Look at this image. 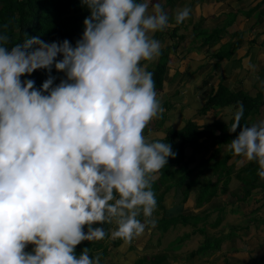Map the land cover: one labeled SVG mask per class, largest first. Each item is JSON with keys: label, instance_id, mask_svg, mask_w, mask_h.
Masks as SVG:
<instances>
[{"label": "clouds", "instance_id": "1", "mask_svg": "<svg viewBox=\"0 0 264 264\" xmlns=\"http://www.w3.org/2000/svg\"><path fill=\"white\" fill-rule=\"evenodd\" d=\"M82 4L90 14L74 45L37 35L9 48L0 31V264H101L76 246L108 236L105 222L124 239L155 223L152 184L176 152L163 134L145 135L161 101L141 62L160 55L153 34L172 21L160 0ZM189 15L181 8L175 23ZM36 69L50 73L39 87L21 79ZM243 115L240 103L228 147L264 178V119L241 124Z\"/></svg>", "mask_w": 264, "mask_h": 264}, {"label": "crops", "instance_id": "2", "mask_svg": "<svg viewBox=\"0 0 264 264\" xmlns=\"http://www.w3.org/2000/svg\"><path fill=\"white\" fill-rule=\"evenodd\" d=\"M160 3L172 23L153 34L161 41L160 55L141 62L152 72L162 56L167 59L158 91L161 111L145 135L165 138L191 126L197 141L172 145L177 163L158 192L162 205L147 218L155 223L124 239L111 237L113 222L104 250L95 254L106 252L101 264H148L156 258L160 264H264V178L247 184L244 174L254 161L234 155L228 144L235 135L223 132L240 103L249 112L241 124L264 119V0ZM185 6L189 17L175 23ZM182 217L194 222L191 228L158 226V220Z\"/></svg>", "mask_w": 264, "mask_h": 264}, {"label": "trees", "instance_id": "3", "mask_svg": "<svg viewBox=\"0 0 264 264\" xmlns=\"http://www.w3.org/2000/svg\"><path fill=\"white\" fill-rule=\"evenodd\" d=\"M89 14L90 10L82 4V0H0V31L8 33L10 37V44L8 45L9 48H11V44L23 42L25 38L37 35H39L44 41L48 42L68 38L74 45L77 39H79L83 33V21ZM166 60V56H162L159 63L156 65V68L152 71L157 93L160 91V83L163 81V69L166 67ZM49 74L50 73L47 69H36L31 74H23L21 79L23 80L26 76L33 78L36 81L35 86L39 87ZM51 74L55 75L57 78L54 83H59L60 79L64 77L63 71L57 70L54 66L52 67ZM221 97H225L222 92ZM261 99L262 98H260V100ZM263 100H261V103ZM230 103L233 102L231 101ZM261 103L258 104L261 105ZM250 106H252V104ZM248 113V110L244 109V115L241 118V121L246 119ZM190 127L191 126H189L188 129L184 131L169 132L165 139L168 140L172 145L176 140H181V148L186 145V143L192 144V142L197 141V139L195 138V140H193L194 136L189 133ZM230 128L231 126H229L223 132L228 133L229 136H236V132H231L229 130ZM239 130L240 127H238L236 131ZM224 140L228 141L227 139ZM176 163L177 159L170 156L167 164H165L163 168L159 170V178L153 181L152 187L155 191L158 207L162 205L163 198V194H158V192L162 185H164L165 181L168 180L170 175L168 169L174 166ZM249 167L247 184L253 185L255 182L263 178L258 175L257 169L259 165L256 163V161H254V164H250ZM179 219H183V225L185 226H192L194 224V222L192 224V221L186 217ZM175 220L178 219H171L166 222L165 220H160L158 226L164 231H167L170 227H177L178 221ZM103 226L107 232H110L112 223L105 222ZM84 228L85 231H87V225H85ZM108 236L97 241H81L80 244L76 246L77 254H79V252L84 247H88L89 250V246L92 248L90 253L92 256L93 253L95 254L96 250H104L102 243H104ZM185 237H187V235H185ZM33 247L34 246L29 243L26 245L25 250L30 251ZM96 255L97 254H95V256ZM105 255L106 252H102L99 256L101 259H103ZM154 263L160 264L161 260L156 258Z\"/></svg>", "mask_w": 264, "mask_h": 264}, {"label": "rangeland", "instance_id": "4", "mask_svg": "<svg viewBox=\"0 0 264 264\" xmlns=\"http://www.w3.org/2000/svg\"><path fill=\"white\" fill-rule=\"evenodd\" d=\"M245 176H248V173H245L244 174ZM193 186L191 185V186H189V187H186V189L187 190H190L191 188H192ZM249 187V186H248ZM153 215H155V214H153ZM172 219H178V218H172ZM160 220H158V222H159ZM175 221H178V224H177V227H183V226H185V225H183V219H178V220H175ZM165 222H166V220H165ZM186 227V226H185ZM189 228H191V226H188ZM159 236H157V235H155L154 236V241H156L157 240V238H158ZM175 237V234H172L170 237H168L167 239L165 238L163 241H164V243H162L163 244V248L164 247H166L167 246V243L170 241V239H173ZM91 246H89V254L91 253V251H92V248H90ZM157 251H160V250H156V251H154L153 252V254L155 253V252H157ZM93 256L95 257V254L93 253ZM148 264H154V263H150V262H148Z\"/></svg>", "mask_w": 264, "mask_h": 264}]
</instances>
